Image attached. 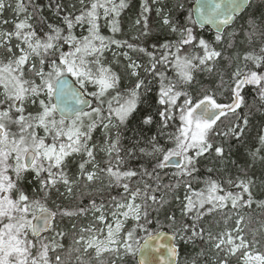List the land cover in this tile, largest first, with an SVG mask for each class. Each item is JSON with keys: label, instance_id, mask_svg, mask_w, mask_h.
Returning a JSON list of instances; mask_svg holds the SVG:
<instances>
[{"label": "snow or ice", "instance_id": "snow-or-ice-1", "mask_svg": "<svg viewBox=\"0 0 264 264\" xmlns=\"http://www.w3.org/2000/svg\"><path fill=\"white\" fill-rule=\"evenodd\" d=\"M79 4L77 14L74 4L69 11L61 0H0V264H70L73 255L77 264H128V258L132 264H179V243L197 240L217 257L203 264H230L232 258L236 264H264L257 238L264 237V221L251 229V240L241 227L253 222L249 216L245 224L241 209L253 204L264 209V199L253 196L255 179L230 177L227 183L236 191L211 177L199 192L191 186L201 159L213 153L214 159L225 158L224 143H216L213 135L243 142L250 121L237 110L247 106L249 90L264 104V13L250 14L238 32L232 25L252 0H202L184 23L173 20V9L163 0H142L135 21L138 26L143 21L142 30L133 39L150 36L146 14L151 5L175 39L134 44L116 36L127 0ZM175 7L184 9V4ZM46 12L62 23L49 22ZM101 19L112 36L102 34ZM205 26L215 31L211 40L203 35ZM257 40L258 52L225 54L238 48L237 41L252 46ZM113 46L130 51H113ZM106 52H112L113 61L105 62ZM130 52L143 54L147 62ZM118 56L136 78L124 91L119 90L122 77L111 66L121 63ZM201 74L216 77V87L205 85ZM152 92L156 107L141 111L139 105ZM230 113L238 122L221 132L218 122ZM137 116L138 123L129 128ZM154 124L157 135L147 136L145 128L150 131ZM121 126L133 132V142L121 156L119 132L106 139L99 149L107 156L102 167L93 133ZM259 142L261 147L249 153L253 160L264 150V135ZM137 150L150 158L139 167L129 163ZM168 169H175L174 183H164ZM241 171L247 175L245 168ZM181 184L185 195L174 197L177 209L172 210L167 197ZM113 188L119 190L115 195ZM71 199L78 202H62ZM229 203L238 216L235 227L214 233L203 223L205 217ZM89 215L85 226L81 218ZM205 255L202 249L185 264H200Z\"/></svg>", "mask_w": 264, "mask_h": 264}, {"label": "trees", "instance_id": "trees-1", "mask_svg": "<svg viewBox=\"0 0 264 264\" xmlns=\"http://www.w3.org/2000/svg\"><path fill=\"white\" fill-rule=\"evenodd\" d=\"M41 2H46V0H41ZM61 2L64 4L65 8L71 11L72 9L69 7L70 5H75V9L78 14V10L81 7L79 4V0H61ZM117 3H119V0H116ZM149 4H151V0H148ZM163 2L169 7L172 8L171 16L173 20H178L180 23H184L186 20V16L188 14V11L191 10V6L194 2V0H163ZM128 7L123 9L120 13V16L118 17V20L120 22L121 32L117 33L116 36L118 39L121 40H127L130 43L134 44H144L146 41L151 42L156 39H175V36L171 34L166 27L162 25V21L157 16L155 8L156 5H151L152 11L150 13H147L148 16V23H149V29H150V36L147 38H141L139 40L133 39V37H136L139 35L140 31L142 30V24L143 21H141V25H136L135 21L140 16V5L142 3V0H127ZM177 3H183L184 9L176 8L175 5ZM102 11V10H101ZM264 13V0H252L251 7L247 8V10L244 12L243 17H237L236 23L232 25V28H235L239 32V25L245 21L250 14H254L257 18L261 16V14ZM5 16L11 17L12 13L10 11H6ZM46 15L49 17V22L55 23V24H61V20L58 17H54L51 15V13H47ZM101 24V32L102 34L106 36H112L113 34L109 31L107 25L105 24V21L103 19L100 20ZM6 27H11V25H8ZM232 28L226 29V34L232 30ZM77 33H79L80 29L78 28ZM197 31L200 32L201 29L197 28ZM203 35L207 39H212L214 37V33H212L208 29L203 30ZM238 48L234 49H227L225 54H231L235 51H259V41L257 40L254 42L252 46H249L247 44H239V41H237ZM226 48V45H225ZM217 50H220V46H217ZM113 51H130L126 48L124 49H115V46H113ZM130 55L134 59H136L140 63H146L147 57L143 56L141 53H133L130 52ZM106 63H109L113 61L114 57L112 55V52H106ZM115 59L119 60L121 63H112L111 66L113 70H115L121 77L122 82L120 86V91H124L126 88L131 87L135 82V77H130L127 72L125 71V65L127 64V61L124 60L122 56L115 57ZM222 63H224L222 61ZM241 62V66H242ZM235 67V64H234ZM140 76H145V73L143 69L140 70ZM200 79L205 85H211L213 88L216 87V84L218 83V79L216 77H209L206 74H201ZM227 79V77H226ZM115 94V93H113ZM227 94V93H226ZM155 96V92L149 93L147 96L144 97L145 103L139 105V108L141 111L144 110H152L156 107L155 103L152 100V97ZM247 106L242 107L241 109H238L237 112L243 116L244 114L248 115L249 118V125L245 130V134L243 136V142L237 143L234 139L228 140L226 137L223 136H216L213 135V140L216 143H224L225 146V158L223 160H220L219 158L214 159V153L212 157H209L207 160L201 159L200 164L197 165L199 168V172L194 175V178H191V186L192 189L196 192L201 191L204 189L205 184L204 180L211 177L212 179L217 180L221 183L222 187L225 190H232L236 191L235 188H230V186L227 183V180L231 177L233 180L236 179L237 176H240L242 178L252 177L255 179V184L253 185L252 191L253 196L255 199L260 200L264 199V183H261V180H264V159H261L260 157H264V150H262L257 158L253 160V158L249 155L250 152L255 151L257 148L261 147L259 142V136L264 135V104H262L258 98L255 97V93L251 92L249 90V94L246 96ZM151 105V107H149ZM223 123L218 122L219 130L223 132L226 130L230 125L235 124L238 122L237 116L234 114H229L227 117L221 118ZM156 120H159V117H156ZM138 123V116L137 119H134L131 121V123L128 125L129 128H134L136 124ZM178 123V122H177ZM168 132L174 131V128H169L167 130ZM120 135V148H121V156H124L123 149L126 148L130 143L133 141H130V137L133 136L132 131H125L124 126H121L120 129L117 128H111L110 132L108 134L100 133V127L97 128L93 133V141L92 143H95L97 145L96 150V157L97 161L101 164V166L104 165V161L107 159L106 154L103 152L101 153L99 151V148L105 147V140L109 137L114 139L116 135ZM158 128L154 124L151 126V130L148 131L147 128H145V134L147 136H153L157 135ZM100 136V137H99ZM99 137V138H98ZM99 140H98V139ZM137 140L143 141V138L140 136H137ZM166 137H161V143H165ZM229 144H231V149L229 150ZM115 156V153L113 154ZM148 157H142L139 151L137 150L136 158H133L129 163L133 166L139 167L140 164L145 163L147 161ZM235 162V164L233 163ZM113 163H115V160L113 159ZM90 167V166H89ZM208 167H212L213 171L209 173L207 171ZM241 168H245L247 170V175L245 176V173L241 171ZM73 170L75 171V165L73 166ZM175 169H168V175L164 177V183H169L171 180L173 183L174 178L171 176V173L174 172ZM107 181L105 180V183ZM98 186V185H97ZM63 190V188L61 189ZM83 191H90L91 188L82 189ZM109 190L105 188L104 195H107V192ZM119 190L118 189H111V192L113 195H115ZM185 187L183 184L179 186V188L175 189V191L167 197L169 200H171V209L176 210L177 209V201L174 199L175 196H179L181 200H183V197L185 195ZM97 199L99 200L100 194H96ZM87 201V197L85 198V202ZM64 204H71L74 206L78 201L75 199L71 200H63ZM179 215V213L177 212ZM240 214L245 216V224L248 223V217L251 216L253 218V222L251 225H248L245 227V225H241V227L244 228V233L246 235V238L251 240L252 239V228H259V221H264V209H259L256 207L255 204L252 205V207L244 208L240 210ZM228 217H231V219L227 220V224H225V219ZM238 218L237 213L235 210L231 208L230 203L227 207H225L223 210H219L217 212H214L210 216L205 217L204 224L210 225L211 229L214 233L220 232L225 230L226 228L231 229L235 227V220ZM91 219V216L81 218V222L86 226ZM163 219V217H162ZM218 225V226H217ZM164 231H168L167 228L164 229ZM258 239H261V245L259 250L264 251V237H257ZM67 244V241H65ZM205 251V257H200V264H203V260L205 258H210L211 260L217 259L215 253H213L210 250V246L203 243V241L197 240L195 242V245L192 244H184L183 242H180L178 245V251H179V264H185L186 260H191L192 258L196 257V254L199 253L201 250ZM70 264H77L75 261V255H73L70 259ZM119 264V262H117ZM128 264H132L131 258H128ZM230 264H236L235 258H232L230 260Z\"/></svg>", "mask_w": 264, "mask_h": 264}, {"label": "water", "instance_id": "water-1", "mask_svg": "<svg viewBox=\"0 0 264 264\" xmlns=\"http://www.w3.org/2000/svg\"><path fill=\"white\" fill-rule=\"evenodd\" d=\"M201 2H202V0H194V3H193L192 6H191V10L194 9V7H195L196 5H198L199 3H201ZM205 28H207L208 30H210L212 33L215 34V31H214L213 28H211V26H205ZM162 251H163V250H162Z\"/></svg>", "mask_w": 264, "mask_h": 264}, {"label": "rangeland", "instance_id": "rangeland-1", "mask_svg": "<svg viewBox=\"0 0 264 264\" xmlns=\"http://www.w3.org/2000/svg\"><path fill=\"white\" fill-rule=\"evenodd\" d=\"M104 132H105L104 129H103L102 127H100V133L102 134V133H104ZM99 137H100V136H99ZM99 137H98V138H99ZM98 138H97V139H98ZM98 140H99V139H98ZM99 149H100V148H99ZM99 151H100V150H99ZM100 152L103 153L102 151H100Z\"/></svg>", "mask_w": 264, "mask_h": 264}, {"label": "bare ground", "instance_id": "bare-ground-1", "mask_svg": "<svg viewBox=\"0 0 264 264\" xmlns=\"http://www.w3.org/2000/svg\"><path fill=\"white\" fill-rule=\"evenodd\" d=\"M205 29H207V28H205Z\"/></svg>", "mask_w": 264, "mask_h": 264}]
</instances>
